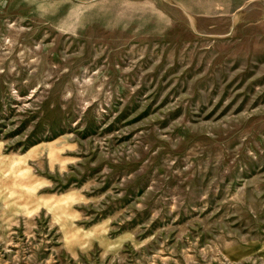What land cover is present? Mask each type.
Segmentation results:
<instances>
[{"label":"rangeland","instance_id":"obj_1","mask_svg":"<svg viewBox=\"0 0 264 264\" xmlns=\"http://www.w3.org/2000/svg\"><path fill=\"white\" fill-rule=\"evenodd\" d=\"M0 264H264V0H0Z\"/></svg>","mask_w":264,"mask_h":264}]
</instances>
